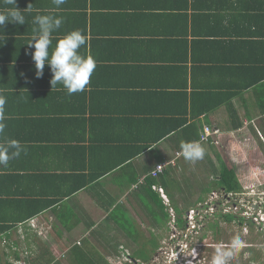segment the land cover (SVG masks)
<instances>
[{
	"label": "crops",
	"instance_id": "obj_1",
	"mask_svg": "<svg viewBox=\"0 0 264 264\" xmlns=\"http://www.w3.org/2000/svg\"><path fill=\"white\" fill-rule=\"evenodd\" d=\"M15 6L26 23L0 26V95L7 99L2 138L18 140L26 154L0 167V192L10 204L9 210L2 204L0 209L26 214L75 190L0 234V264H63L65 257L74 264L79 253L96 252V242L116 251L123 245L103 235L102 222L117 208L142 218V200L149 204V218L143 225L137 220V230L163 240L164 213L174 201L167 189L169 171L176 170V162H187L174 158L180 133L168 134L87 186L77 185L156 137L163 113L179 112L186 94L189 99L195 92L196 98L206 91V104L221 101L200 117L220 138L232 143L246 135L264 143V79L244 89L246 75L264 73V0H66L58 8L52 0H16ZM9 7L0 0V11ZM38 14L63 19L54 35L74 29L86 35L87 48L80 52L90 54L96 68L84 91L68 95L61 85L52 88L47 65L41 78L20 71L34 66L24 50ZM231 120L241 125L233 128ZM164 161L171 162L152 175ZM147 177L154 181L150 187ZM157 245L151 248L155 252Z\"/></svg>",
	"mask_w": 264,
	"mask_h": 264
},
{
	"label": "rangeland",
	"instance_id": "obj_2",
	"mask_svg": "<svg viewBox=\"0 0 264 264\" xmlns=\"http://www.w3.org/2000/svg\"><path fill=\"white\" fill-rule=\"evenodd\" d=\"M210 143L204 144V159L195 163L180 161L171 164L176 165V170L169 171L172 177L167 189L174 196V201H170V205H173L170 210L167 207L169 212L164 213L163 222L168 220L163 225V240L158 241L160 235L157 233L137 230L143 225L141 220L149 218L145 214L149 204L144 200V207H139L142 218H137L141 225L134 216L124 214L121 208L115 209L109 214L110 217L104 219L101 225L105 230L103 235L111 236L112 244L118 241L123 245L115 251L101 248L96 242V250L110 261L109 264H211L216 248L227 247L236 235L244 241V247L228 264H264V143L260 138L246 135L235 136L232 143H229L227 136L216 138L213 135ZM219 154L235 167L243 183L241 190L231 193V196H227L229 193L223 190H205L215 176L211 162L218 165ZM187 188L188 194H185L184 189ZM189 208L199 211L194 229L190 228L191 220L185 216V210ZM229 213L235 215L234 220L226 221L222 216ZM167 214H170L169 217H166ZM243 214L245 217H242ZM158 224L162 226L161 218H158ZM129 235L133 239L128 240L126 236ZM156 241L159 249L156 247L155 252L151 248ZM129 255H135V258ZM69 258L65 257L63 264H72Z\"/></svg>",
	"mask_w": 264,
	"mask_h": 264
},
{
	"label": "clouds",
	"instance_id": "obj_3",
	"mask_svg": "<svg viewBox=\"0 0 264 264\" xmlns=\"http://www.w3.org/2000/svg\"><path fill=\"white\" fill-rule=\"evenodd\" d=\"M5 3L12 7L0 11V26L6 22L25 24V16L15 6L16 0H5ZM52 3L58 8L65 4L66 0H52ZM32 23L34 27L26 43L28 48L25 54L30 55L34 62L36 77L43 76L47 65L51 72L52 88L61 85L68 95L84 91L96 68L95 59L90 54L80 52L82 47L87 48L86 35L79 29L68 31L63 35H54L61 28L63 19L52 14L35 15ZM28 49L34 50L28 51ZM6 103V97L0 95V167L3 168H6L11 160L18 158L22 152L26 154V148L18 140L2 138L7 126L4 122ZM217 136H220V133L215 135L216 138ZM179 154L185 161L195 163L204 159L206 153L200 141L192 140L180 144ZM242 217L245 215L243 214ZM243 247L244 241L240 236H234L227 247L216 248L211 264H228L229 260Z\"/></svg>",
	"mask_w": 264,
	"mask_h": 264
},
{
	"label": "trees",
	"instance_id": "obj_4",
	"mask_svg": "<svg viewBox=\"0 0 264 264\" xmlns=\"http://www.w3.org/2000/svg\"><path fill=\"white\" fill-rule=\"evenodd\" d=\"M27 57L29 58V56ZM250 68L252 70L254 69V67L252 68V65L251 67H249V69ZM19 69L20 71L24 73L25 72L34 73L35 71V67L34 66L30 67V65L28 66V68H24V65H23V68H19ZM14 76L16 77L18 75H14ZM263 79H264V73L246 75V80L244 81V89H247L250 86H253L257 83H261ZM17 90L19 91L20 89H17ZM204 92L206 91H201L199 93L200 95L197 96L196 98L194 97L196 93L193 92L191 93L193 97L189 99L187 98V94H186V97H184L181 100L183 105H182V109L179 112L172 113V111H170V112L163 113L164 115L162 116H164L163 118L164 122L162 124L160 123L158 124V128L161 129V132H159L156 137H154L153 139H150L149 141H143V143L140 146H137L135 149L130 150V152H128L124 158H121L120 160H117L113 163H110L109 165L105 167H102L97 173L95 172L93 175H89L88 177L85 178L86 179L85 181L77 185V188H83L87 186L90 181L99 179L104 174L108 173L109 171L119 166V164H122L121 162H126L125 160H129L131 158H134L135 156H138L140 153H142L147 148H149L152 144H155L160 139L168 136V134H171L172 132L180 133L181 134L180 137L183 140L182 142L199 140V132L204 127L202 125V122L200 121V117L205 114H208L211 111V109L214 108V106H217V104L221 103L220 101L216 103L215 105L206 104V102H208V99L206 96H204ZM239 93H241V91L235 94H239ZM230 96L228 97V100ZM262 112H264V108ZM26 114L27 113H21L20 115H26ZM233 114L236 115V113H230L231 118ZM172 116H175L173 118L174 120H172ZM169 117L171 119L167 121ZM84 123H85L84 128H87L86 119H84ZM231 123H232L233 128H237L238 126L241 125V122H237V121L231 120ZM138 125L140 126V124ZM141 126H142V123H141ZM90 139L95 140L96 138L91 136ZM210 142H211V137H210ZM210 142L209 144H211ZM202 145L204 146L203 143ZM210 146H213V145H210ZM218 157H220V159L217 160L218 165H215L213 162H211L212 164L211 168L215 176H214V179L210 182L211 185L209 187L207 186L206 190L212 191L216 189V190H223L224 192L240 191L241 188L243 187V183L235 167L230 163L229 160H227L224 157L222 158L220 154L218 155ZM145 180H146V184L148 187H150V185L154 182L152 179H150V177H147ZM73 190H75V188H71L70 190H67L65 192H60L59 194H57V197H54V199L47 200L44 203L39 204L38 206H36L35 208H33L31 211H29L26 214L19 213L18 215L16 214L9 215L5 211H1L3 209H0V220L4 222L0 224V234L7 233V231L14 228V226L16 227L19 223H22L28 220L35 214L41 212L42 210L46 208H49V206L62 201L64 196H69L70 194H73L74 193ZM1 204L6 207L5 209L6 211L10 209L9 202L6 199H2V193L0 192V205ZM222 216L225 218L226 221L234 220L233 215L230 213L222 215ZM239 223H241V220H239ZM181 226L182 224H180V227ZM1 238L2 236L0 235V239ZM75 257L76 258H75L74 264H109L107 259H105V257L99 254L97 250L96 252L93 250H89V251H86V253H79ZM129 257L135 258V255H129Z\"/></svg>",
	"mask_w": 264,
	"mask_h": 264
},
{
	"label": "built area",
	"instance_id": "obj_5",
	"mask_svg": "<svg viewBox=\"0 0 264 264\" xmlns=\"http://www.w3.org/2000/svg\"><path fill=\"white\" fill-rule=\"evenodd\" d=\"M219 133L218 129H214L210 126L205 125L203 129L199 133V140L203 144H207L210 142V137L213 135H217ZM180 150L175 151L174 158H181L182 156L179 154ZM169 164V161H164L161 163H157L154 167V169L151 171V174L156 176L158 173H161L166 166ZM161 190V189H160ZM162 194V193H161ZM228 194V193H227ZM163 195V194H162ZM226 195V194H225ZM227 196H231V193H229ZM207 208V207H206ZM199 212L195 210H189L185 216L189 217V221L192 223L191 227L192 229L195 228V225H197L196 216H198Z\"/></svg>",
	"mask_w": 264,
	"mask_h": 264
}]
</instances>
